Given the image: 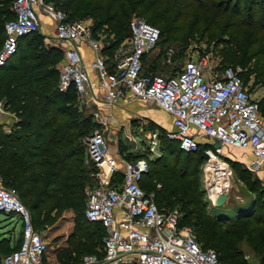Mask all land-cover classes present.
Returning a JSON list of instances; mask_svg holds the SVG:
<instances>
[{"label": "built area", "instance_id": "2783aa9c", "mask_svg": "<svg viewBox=\"0 0 264 264\" xmlns=\"http://www.w3.org/2000/svg\"><path fill=\"white\" fill-rule=\"evenodd\" d=\"M11 10L13 16L3 24L0 67L16 52L20 37L39 28V13L51 17L55 22L53 38L67 44L61 48V59L55 65L58 90L65 91L72 84L78 105L92 104L96 99L92 89L98 87L109 105L122 98L153 101L171 116L173 128L164 131L166 138L176 140L179 149L185 152L202 148L200 171L213 202L220 194L227 196L230 184L222 185L212 197L207 188L205 164L220 160L231 174L223 155L224 146L249 149L252 158L248 168L264 170V114L258 100L250 95L238 65L213 69L209 55L203 53L188 57L175 73L146 71L144 57L158 42L160 31L136 14L129 19V35L108 57L99 53L107 43L101 44L93 37L91 24L84 19H70L55 0H12ZM74 40H84L97 52L88 64L95 72L94 80L88 76ZM3 112L10 114L5 102L0 101V115ZM92 115L101 125L81 136L83 164L89 178L84 216L90 222L100 223L105 233L103 254H85L80 263L219 264L212 249L199 245L193 227L180 223L179 210L158 207L155 191L142 187V178L148 172L145 152L130 159L121 158L117 146L110 148L105 123L98 112ZM144 123L141 121L124 137L129 143L146 142V150L156 152L160 150L161 133L158 129L144 132ZM215 143L219 146H214ZM214 173L217 175L218 169ZM159 186L157 183L156 187ZM0 212L14 215L21 224L19 246L3 255L2 264H49L45 260L47 242L33 226L30 210L13 187L1 183Z\"/></svg>", "mask_w": 264, "mask_h": 264}, {"label": "trees", "instance_id": "16d2710c", "mask_svg": "<svg viewBox=\"0 0 264 264\" xmlns=\"http://www.w3.org/2000/svg\"><path fill=\"white\" fill-rule=\"evenodd\" d=\"M70 1L55 0V4L65 10ZM11 4L12 0H0V31L4 21L13 16ZM128 9L157 26L159 36L180 37L183 43L195 29L189 28L183 37L190 14L191 17L195 15L192 21L195 23L206 13L209 16L206 22L209 39L215 40V43L223 42L232 51V57H238L237 61L241 63L254 59L251 70L255 73L254 82L260 81L264 85V0H94L83 9L85 17H68L91 18L93 33L104 31V27L113 24L116 33ZM117 38L109 40L105 47L113 50ZM23 40L31 47L30 57L22 56L14 62L17 49L0 67V99L16 116L9 132L0 128L1 180L5 187H13L17 191L18 197L31 212L33 226L38 230V225L44 227L51 224L62 210L71 209L75 229L81 236L77 242L84 244L82 254L101 256V236H104L105 229L100 223L90 222L84 216L83 186L89 178L87 167L83 164L81 136L92 129L91 116H85L75 104L72 84L65 91L57 88L58 71L55 65L61 51L54 47L45 48L43 37L37 30L20 37L18 45ZM11 59L13 64H8ZM145 70L151 71L148 68ZM244 78L247 79L246 76ZM258 103L264 114V97ZM161 138L162 157L151 162L148 160V172L142 178V187L155 191L154 200L160 208L172 209L170 203L175 199L174 194L178 193L176 199L182 202L183 207V214L179 211L180 223L193 227L197 242H203L199 243L203 249H207L208 244L212 245L219 264H247L241 250L233 241L227 240L223 232L208 229L205 235L207 228L198 231L206 217L196 176L197 165L199 167L204 159L202 148L185 152L179 149L176 140L164 135ZM205 145L201 144L202 147ZM183 154L185 156L181 158ZM167 156L170 160L166 159ZM227 161L233 167V161ZM153 165L158 167V172L153 170ZM159 172L167 174L165 183L150 176ZM157 183L160 184L158 188ZM263 205L260 204L261 209ZM52 210H55L54 216H51ZM196 211L198 216L195 218ZM238 217L252 220L254 225L247 239L261 253V264H264V212L256 216L248 212ZM189 218L190 221L185 220ZM227 232L232 234L231 230ZM98 244L101 249L97 248ZM79 247L76 243L75 249Z\"/></svg>", "mask_w": 264, "mask_h": 264}, {"label": "rangeland", "instance_id": "374dc122", "mask_svg": "<svg viewBox=\"0 0 264 264\" xmlns=\"http://www.w3.org/2000/svg\"><path fill=\"white\" fill-rule=\"evenodd\" d=\"M91 2L93 3L94 0H71L70 5H66L64 7V11L67 15H70L71 17H85L83 16L84 8H87V3ZM108 3V2H107ZM136 12H133L132 10H127V15L123 19L122 24L120 25V29L118 32H114V26L113 24H109L106 27H104V31H96V33H93V37L99 39L103 44L107 43L109 40L117 38V45H120L121 42H123L127 36L129 35V30L127 31L126 23L129 17L134 15ZM195 15L191 17L190 14V21L186 26V32L183 35L185 37L187 33L189 32V28H195L193 29V33L189 34L186 41H181L180 37H177V39L170 38L161 35L159 36L158 42L152 49L150 53H148L144 60H143V67L144 69L148 68L149 70L155 72V73H161V74H170L175 73L177 69L180 68V66L183 64V62L188 59L190 56H195L197 54H203L207 53L210 58V65L213 69H218L220 66L223 65H238L241 69V75L244 78L246 76L247 79H245L248 91L250 95L260 100L262 97H264V85L260 83V81L254 82V72L251 71L253 68V61L254 59H250L246 63H241L238 60V57L234 58L232 57V51L228 50L226 48L225 44L223 42L221 43H215V40H211L208 37V32L206 31L207 27V20L208 15L205 13L201 19H199L197 22H192ZM6 19V18H5ZM84 20L88 21L90 24H92V20L89 17L83 18ZM92 29V28H91ZM114 32V33H113ZM128 32V33H127ZM1 34V40H2V32ZM1 43V41H0ZM106 46V45H105ZM257 46H255L256 48ZM104 48V44L102 46V49ZM18 51L16 53V56L14 58V62L18 59H20L22 56L25 58L30 57L31 47L27 45L26 41L23 40L18 45ZM111 49H105V52L107 55H112ZM62 56V54H61ZM260 60V59H257ZM13 59L9 61L8 64H13ZM5 102L4 100H1ZM148 103V104H147ZM146 105L147 109H152L155 112V115L157 116L159 122H161L163 125L168 126L169 117L168 113L161 112V108L158 107L153 101H148ZM80 110H82V113L85 116H91V122H93L92 127H99L101 124L93 119V115L91 112V108H87L88 106L85 105H78L77 102L75 103ZM6 111V110H5ZM7 112H3V115H0V128L4 130V132H7L9 127L11 129V125L16 121V116L13 112H11L8 108ZM160 112V113H159ZM148 119L141 120L142 122H145L143 124V131L147 132L149 130L158 129L157 126L153 123L151 119V116H147ZM11 120V121H10ZM132 123V122H131ZM134 124V122H133ZM7 126V127H5ZM129 130L132 132L136 128ZM108 130V128H107ZM160 131V130H159ZM9 132V131H8ZM108 135H110L109 138L112 141V139L115 141V139L118 136H121L122 140L125 134L129 133L127 131L124 132H117L116 130H112L109 128ZM106 132V135H107ZM163 132V131H162ZM160 131V133L163 135ZM110 133V134H109ZM124 134V135H123ZM159 138V144H160V150H156V152H150L146 150V142H138L136 144L128 143L127 139L125 142L120 141L117 143L118 145V154L123 159H130L135 157L136 155L140 153H144L146 155V158L148 160L154 161V160H160L162 157V148H161V136ZM124 141V140H123ZM110 143V142H109ZM113 143V144H112ZM111 147H114V142L112 141ZM174 144V143H173ZM143 147V148H142ZM116 152V150H115ZM223 152L227 157H229L233 162V167H231V184L230 189L227 193V196L224 200V202L220 205L214 204L213 200L207 195V192L205 190L204 182L202 173L200 171V166L197 165V171L196 176L197 180L199 182V185L197 186V190L199 189L201 194V201L205 204V211H206V217L201 222V225L198 228V231H202L207 228L206 234H208V229H214L218 230V233L223 232L225 238L229 241H233L234 244L238 249L241 250L243 258L246 260L247 264H261V253L256 251L254 248L253 243H250L248 241V237L250 233L252 232L253 225L252 220L246 221V219H242V217H238L242 214H247L250 212L252 216H256L259 214V212H264V205L263 209L260 208V204H264V170L260 168H255L253 170H250L248 168V162L252 158L250 152L243 149L238 148H232V147H225L223 149ZM83 155H84V148H83ZM174 156V153L172 156H167V160H170ZM185 155H181V158H183ZM170 159H169V158ZM83 158V157H82ZM165 159V160H166ZM149 162V166H152ZM163 162V159H162ZM153 170L158 172V167L153 165ZM152 178L157 179L159 182L165 183L166 182V176L167 174L165 172H159L157 175L151 174ZM200 178V179H199ZM152 180V179H151ZM154 180V179H153ZM0 183L3 184L1 177H0ZM4 185V184H3ZM89 185V181L84 182L83 190H84V196H85V189ZM163 195V194H162ZM163 197V196H162ZM175 199L170 203L172 208H177L180 212L183 214V207L182 202L178 201L176 198L178 197V193L174 194ZM163 201V200H162ZM165 201H163L164 203ZM55 210H52L51 216H54ZM196 211L194 213V216L196 218L197 215ZM74 213L71 209H64L60 212L59 215L55 216V219L51 222V224H48L44 227L37 226L42 235L44 236V239L47 242L48 246V256H49V262L51 264H81V258L84 254V250L82 249L84 247V244L82 242H77L80 240V235L75 229V225L73 222ZM187 218V217H186ZM199 218V217H198ZM186 221H190L191 219H185ZM185 221V222H186ZM219 222L221 223V226H219ZM249 222V223H248ZM212 223V224H211ZM15 223V216L13 215L8 216L5 213L0 212V230L5 229V227H9L8 230L14 226ZM233 227V228H232ZM232 228V229H231ZM232 231V234L227 231ZM6 231V230H3ZM2 232V231H0ZM238 236H240L238 238ZM195 237L197 239L196 233ZM248 238V239H247ZM102 242H103V236H101ZM79 243L80 247L79 249H75V244ZM200 244H203V242H199ZM206 247L211 248L215 250L212 245H206ZM98 249H101V245H97ZM1 255H4V253H0ZM78 261V262H77Z\"/></svg>", "mask_w": 264, "mask_h": 264}, {"label": "crops", "instance_id": "0c3cea01", "mask_svg": "<svg viewBox=\"0 0 264 264\" xmlns=\"http://www.w3.org/2000/svg\"><path fill=\"white\" fill-rule=\"evenodd\" d=\"M12 14H13V12H12ZM39 19H40V24H39V28L37 29V31L43 37L44 47L45 48L46 47H54L57 50H60L61 54H62L61 48H63V46H66L67 44H60L59 42L55 41V39L53 38L54 30H55L54 20L51 17L44 15L42 13H39ZM1 32H2V37H3V27H2ZM1 43H2V41H1ZM73 45H75L81 53L82 61L86 66L85 70L88 73V76L94 80L96 78L95 72L88 66V64L93 60V58L95 57L97 52H95L94 49L92 47H90L84 40H80V41L74 40ZM0 46H1V44H0ZM105 49H107V48L104 47L102 49V47H101V50H99V53L109 57L110 55H107V53L105 52ZM60 59H61V55L58 58L57 62ZM107 64H108V70L111 71L112 64H111V62H109V60L107 61ZM92 92L94 94H96V99L87 108H91V112H94V111L98 112L99 117L105 123L106 132L109 131V128L112 130H116L117 132L120 131V133L121 132L126 133L127 131L130 132V130L128 129L129 126H130V129L132 128V125H134L133 129H134V127L136 128L138 126V124L141 122V120L145 121L146 119H148L147 118L148 115L151 116L150 120L153 121V123L157 126V128H159V130L161 132L163 131L162 133H164V131H166V130L173 128L172 119H171V116L169 113L167 115L169 117L170 122L168 123V126H165L161 122H159L157 116L155 115V113H157V111L155 112L151 108L150 109L146 108V107H148V105H146V103L148 101H151V100L145 101V100H141V99L122 98V99H118L115 103L109 105L106 102V100L104 99L103 90L100 87L93 88ZM161 112H166V111H164L162 109ZM133 122H134V124H133ZM5 127H7V126H5ZM7 128H8L7 132L10 131V128L9 127H7ZM107 128H108V130H107ZM106 136H107L108 141L110 142L109 144H111L112 141L114 142L113 148L110 145L111 149H114L115 146H117V143L120 141V139L122 140L121 136H118L115 139V141L113 139L111 141L110 140L111 138H109L110 135H108V132H107ZM123 140H122V142L126 141L125 138H123ZM131 144H135V143H131ZM225 147H228V146H224L223 149ZM243 150L247 151L248 153L250 152L249 149H243ZM250 154H251V152H250ZM223 155L226 159H230L229 157H227L225 155L224 152H223ZM8 216L12 217L13 215L9 214ZM15 223L16 224H14V226H12V228L10 230H8L9 227H5V229H3L6 231L0 230V231H2V232H0V253L2 252L4 254H6L7 252L14 251L19 246V243L21 240V224H20V221L16 217H15ZM0 228H1V226H0ZM43 238H44V236H43ZM2 257H3V255L0 254V264H2ZM45 260L47 261V263L51 264L49 262L48 254H46Z\"/></svg>", "mask_w": 264, "mask_h": 264}, {"label": "bare ground", "instance_id": "6f19581e", "mask_svg": "<svg viewBox=\"0 0 264 264\" xmlns=\"http://www.w3.org/2000/svg\"><path fill=\"white\" fill-rule=\"evenodd\" d=\"M205 173L207 176V188L211 196H216V192L224 184H231L230 174L227 173L228 167L220 160L208 162L205 164ZM218 169L219 173L215 175L214 170Z\"/></svg>", "mask_w": 264, "mask_h": 264}, {"label": "water", "instance_id": "95a60500", "mask_svg": "<svg viewBox=\"0 0 264 264\" xmlns=\"http://www.w3.org/2000/svg\"><path fill=\"white\" fill-rule=\"evenodd\" d=\"M214 146H219L218 143H215ZM226 198V195L225 194H220L215 200H214V204L216 205H220L224 202Z\"/></svg>", "mask_w": 264, "mask_h": 264}]
</instances>
